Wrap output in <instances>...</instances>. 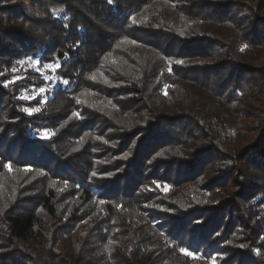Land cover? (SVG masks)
<instances>
[{
    "label": "trees",
    "instance_id": "1",
    "mask_svg": "<svg viewBox=\"0 0 264 264\" xmlns=\"http://www.w3.org/2000/svg\"><path fill=\"white\" fill-rule=\"evenodd\" d=\"M0 264H264V0H0Z\"/></svg>",
    "mask_w": 264,
    "mask_h": 264
},
{
    "label": "snow or ice",
    "instance_id": "2",
    "mask_svg": "<svg viewBox=\"0 0 264 264\" xmlns=\"http://www.w3.org/2000/svg\"><path fill=\"white\" fill-rule=\"evenodd\" d=\"M112 2V0H109V3H111ZM38 63V62H37ZM177 63H182V61H177ZM57 67H59V65H53V64H47V65H44V68H46V69H50V70H52V71H54ZM64 83H68V81H64ZM45 90L44 89H40V92H44ZM25 111L26 112H29L30 114L32 113V112H35V111H39V109L37 108V109H25ZM48 135V133H47V131L45 132V136H47ZM6 167H8L9 168V170L11 171V165L10 164H8V165H5ZM95 175V174H94ZM181 252H185V250L184 249H181ZM185 254L186 255H189V256H191L192 255V253L191 252H185Z\"/></svg>",
    "mask_w": 264,
    "mask_h": 264
},
{
    "label": "rangeland",
    "instance_id": "3",
    "mask_svg": "<svg viewBox=\"0 0 264 264\" xmlns=\"http://www.w3.org/2000/svg\"><path fill=\"white\" fill-rule=\"evenodd\" d=\"M34 64H37V63H34ZM50 78V76H46V79H49ZM52 82H53V84H52V87H54L55 85H57L58 83H59V80L58 79H53L52 80ZM64 83V82H63Z\"/></svg>",
    "mask_w": 264,
    "mask_h": 264
}]
</instances>
